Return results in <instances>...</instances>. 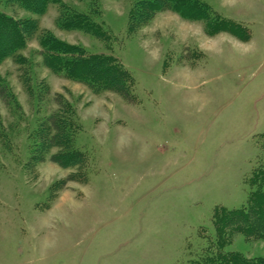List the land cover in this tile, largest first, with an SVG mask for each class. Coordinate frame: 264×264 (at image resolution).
Returning <instances> with one entry per match:
<instances>
[{
	"label": "rangeland",
	"instance_id": "rangeland-1",
	"mask_svg": "<svg viewBox=\"0 0 264 264\" xmlns=\"http://www.w3.org/2000/svg\"><path fill=\"white\" fill-rule=\"evenodd\" d=\"M62 1L83 13L94 1L105 36L58 28L54 3L43 15L1 0L0 10L116 57L133 101L52 73L36 36L20 51L26 66L0 62L12 93L0 98V264H188L215 244L214 208L246 204L263 159L264 0H203L246 27V41L170 10L128 33L134 0ZM55 93L76 111L83 168L51 161L55 147L31 158ZM221 250L264 257V238L235 233Z\"/></svg>",
	"mask_w": 264,
	"mask_h": 264
},
{
	"label": "trees",
	"instance_id": "trees-1",
	"mask_svg": "<svg viewBox=\"0 0 264 264\" xmlns=\"http://www.w3.org/2000/svg\"><path fill=\"white\" fill-rule=\"evenodd\" d=\"M5 5L17 6L35 15H43L50 3L58 7L55 24L63 30H79L96 38H103L106 29L96 19L94 1H89L88 11L80 12L62 0H1ZM170 10L184 20L202 21L208 36L225 31L239 40H248L246 27L221 17L203 0H134L128 11L126 31L136 32L147 25L157 12ZM36 36L40 47L42 63L55 75L64 76L88 86L92 91L109 90L118 93L126 101L132 102L134 78L116 57L89 52L79 44L58 38L48 29L39 30L38 21L33 17L17 18L0 10V62L12 58L21 66L29 61L20 53L28 41ZM28 75V74H27ZM31 92L30 86H26ZM49 92L48 90L46 91ZM0 98L9 105L12 93L0 77ZM57 105L44 118L34 133L36 143L32 149V159L40 154L46 157L48 149L56 151L48 157L62 166L86 165V154L74 146L73 137L78 129V118L72 105L60 94L53 95ZM263 159L252 168L247 178L249 193L247 202L238 208L216 206L212 214L215 230V244L207 246L202 254L188 264H264V257H246L235 251L223 252L221 247L235 233L264 238V139ZM67 175L66 180H70Z\"/></svg>",
	"mask_w": 264,
	"mask_h": 264
}]
</instances>
